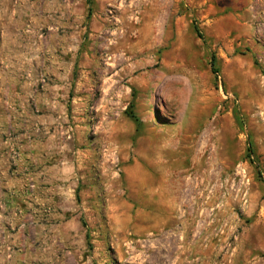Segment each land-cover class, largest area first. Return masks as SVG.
<instances>
[{
  "label": "rangeland",
  "instance_id": "374dc122",
  "mask_svg": "<svg viewBox=\"0 0 264 264\" xmlns=\"http://www.w3.org/2000/svg\"><path fill=\"white\" fill-rule=\"evenodd\" d=\"M44 4L73 21L40 66ZM23 6L0 49V264H264V0ZM48 85L65 150L40 174L19 147Z\"/></svg>",
  "mask_w": 264,
  "mask_h": 264
},
{
  "label": "crops",
  "instance_id": "0c3cea01",
  "mask_svg": "<svg viewBox=\"0 0 264 264\" xmlns=\"http://www.w3.org/2000/svg\"><path fill=\"white\" fill-rule=\"evenodd\" d=\"M2 9L0 11V49L7 50L18 44L19 39L24 34V26L22 19L27 15L24 10V0H2ZM68 10L55 11L48 9L46 4L38 5V15L31 18L34 23V29H37L39 40L37 41V47L42 51L39 57L40 66H45L49 59L47 58V51L55 50L57 47H63L66 42V33H69L73 21V13ZM34 29L30 31L34 32ZM65 33L60 36V34ZM59 39V40H58ZM3 60V59H2ZM7 60V58L5 59ZM5 62V61H4ZM49 75V74H48ZM52 76H56L54 72ZM46 74L42 71L39 73L38 78L41 82H45ZM63 94L59 91H55L53 87L44 86V89L39 92V112L38 117L34 123V131H36V138L29 143L20 146L22 151L21 162L23 165L28 161L38 162L40 166L39 173L44 174L47 172V165L57 155L64 154V142H55L60 134H65L60 127H62L63 117L60 113L63 111V103L59 101ZM27 148L34 150L33 154H25ZM48 163V164H47ZM43 166V168H41Z\"/></svg>",
  "mask_w": 264,
  "mask_h": 264
},
{
  "label": "trees",
  "instance_id": "16d2710c",
  "mask_svg": "<svg viewBox=\"0 0 264 264\" xmlns=\"http://www.w3.org/2000/svg\"><path fill=\"white\" fill-rule=\"evenodd\" d=\"M194 30H195L196 34L198 35V37H199L200 39H203V35H202V33H201V30H200V28H199L197 25H194ZM212 61H215V57L212 58ZM214 73H218V71L215 70ZM128 115H129V113H128ZM129 116H130V117H131L136 123H139V122H140L139 119H138L135 115H132V113H130Z\"/></svg>",
  "mask_w": 264,
  "mask_h": 264
},
{
  "label": "bare ground",
  "instance_id": "6f19581e",
  "mask_svg": "<svg viewBox=\"0 0 264 264\" xmlns=\"http://www.w3.org/2000/svg\"><path fill=\"white\" fill-rule=\"evenodd\" d=\"M189 261V260H188Z\"/></svg>",
  "mask_w": 264,
  "mask_h": 264
}]
</instances>
